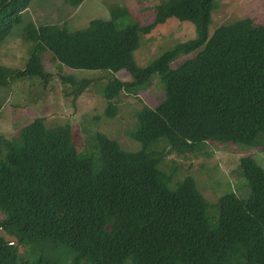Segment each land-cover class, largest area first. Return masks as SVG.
Segmentation results:
<instances>
[{"label":"trees","instance_id":"16d2710c","mask_svg":"<svg viewBox=\"0 0 264 264\" xmlns=\"http://www.w3.org/2000/svg\"><path fill=\"white\" fill-rule=\"evenodd\" d=\"M67 1L76 7L85 0ZM31 3L0 0V45L16 26L33 43L24 68L0 65V86L34 77L46 83L43 53L50 51L71 68L127 70L131 80L114 79L104 89L109 110L120 91L137 93L155 74L165 96L137 113V151L98 133L96 150L79 152L70 124L49 127L43 117L11 139L0 134V264H264V168L256 159H240L249 196L225 193L211 215L213 203L196 179L173 181L175 170L160 167L167 152L153 149L164 142L179 154L196 153L213 140L264 151V25L245 17L209 35L217 0H163L147 25H117L129 14L116 7L110 19L70 30L24 23ZM170 18L192 22L197 37L138 66L140 34ZM76 85L75 97L85 88ZM19 244L37 259L21 258Z\"/></svg>","mask_w":264,"mask_h":264},{"label":"rangeland","instance_id":"374dc122","mask_svg":"<svg viewBox=\"0 0 264 264\" xmlns=\"http://www.w3.org/2000/svg\"><path fill=\"white\" fill-rule=\"evenodd\" d=\"M163 0H85L79 6H71L67 0H32L24 12V23L58 24L68 29L86 27L94 18H111V10L126 8L127 17H119L117 25L125 26L138 22L147 25L155 19V8ZM249 17L257 25H264V0H217L209 25L211 35L221 24ZM23 26H16L13 33L0 45V64L14 69L24 68L33 46L22 34ZM197 37L195 26L190 21L170 18L158 25L151 33L140 34V46L134 51L135 63L146 66L158 59L166 50L180 41ZM200 49L179 56L171 63L175 67L195 56ZM45 68L50 72L48 81L41 79L16 80L0 86V134L10 138L36 117H43L49 127L70 124L72 136L79 152L96 150V136L104 133L116 139L125 150H137L140 143L132 138L136 129V113L145 105L155 107L165 96V87L158 74L152 76L147 87L137 93L121 91L113 99L112 109L104 95L105 86L114 78L131 80L125 69L91 70L76 69L63 65L49 52L43 53ZM86 82V83H85ZM76 84H85L78 96H74ZM154 150L167 152L160 167L170 172L175 170L173 181L186 176L196 179L204 196L211 202L209 212L216 215L218 198L225 193L236 192L238 196H249L248 180L240 174V159L252 155L264 168V151L260 147L246 146L234 142L207 141L203 150L196 153L179 154L170 149L168 143H158ZM209 214L211 222L215 220ZM5 215L0 212V221ZM0 233L4 234L0 227ZM9 239L16 240L14 237ZM19 256L36 260L38 253L29 245L19 244Z\"/></svg>","mask_w":264,"mask_h":264},{"label":"clouds","instance_id":"9594fccd","mask_svg":"<svg viewBox=\"0 0 264 264\" xmlns=\"http://www.w3.org/2000/svg\"><path fill=\"white\" fill-rule=\"evenodd\" d=\"M7 38H8V37H7ZM7 38H6V39H7ZM49 52H50V51H49ZM43 60H44V59H43ZM43 63H44V61H43ZM0 65H1V64H0ZM63 65H64V64H63ZM4 66H5V65H4ZM44 66H45V65H44ZM45 69H46V68H45ZM126 71H127V70H126ZM49 73H50V72H49ZM39 79H40V78H39ZM114 79H118V78H114ZM114 79H113V80H114ZM131 79H132V78H131ZM152 79H153V78H152ZM152 79H151V80H152ZM120 80H121V79H120ZM123 81H124V80H123ZM128 81H129V80H128ZM106 86H107V85H106ZM106 86H105V87H106ZM146 87H147V86H146ZM142 90H143V89H142ZM81 92H82V91H81ZM81 92H80V93H81ZM120 92H121V91H120ZM120 92H119V93H120ZM80 93H79V94H80ZM79 94H78V95H79ZM104 95H105V94H104ZM118 95H119V94H118ZM118 95H117V96H118ZM117 96H116V97H117ZM105 97H106V96H105ZM116 97H115V98H116ZM163 99H164V98H163ZM163 99H162V100H163ZM112 104H115V103L113 102V100H112ZM1 105H2V104H1ZM108 105H109V103H108ZM145 106H147V105H145ZM1 109H2V108H1ZM139 111H140V110H139ZM139 111H138V112H139ZM138 112H137V113H138ZM137 113H136V118H137ZM136 125H137V124H136ZM132 138H133V137H132ZM133 139H134V138H133ZM134 140H135V139H134ZM119 144H120V143H119ZM121 147H122V146H121ZM140 148H141V144H140ZM140 148H139V149H140ZM123 149H124V148H123ZM139 149H137V150H139ZM137 150H129V151H137ZM0 227H1V226H0ZM1 228H2V227H1ZM12 243H14V242H11V244H12Z\"/></svg>","mask_w":264,"mask_h":264}]
</instances>
